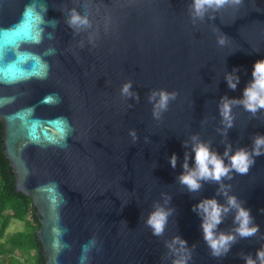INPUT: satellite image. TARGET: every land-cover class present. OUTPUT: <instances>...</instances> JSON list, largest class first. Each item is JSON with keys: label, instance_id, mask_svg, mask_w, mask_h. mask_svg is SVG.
Segmentation results:
<instances>
[{"label": "water", "instance_id": "obj_1", "mask_svg": "<svg viewBox=\"0 0 264 264\" xmlns=\"http://www.w3.org/2000/svg\"><path fill=\"white\" fill-rule=\"evenodd\" d=\"M73 13L88 24H70ZM261 58L264 0L202 17L192 0H0L3 151L16 191L33 201L46 264H173L185 254L175 237L187 242V264L255 258L264 246V154L246 174L231 170L195 191L179 178L195 167V142L223 156L251 152L264 135V110L240 103ZM229 74L239 77L234 89ZM161 90L175 95L157 117ZM225 99L235 101L231 127ZM228 196L259 231L214 256L193 206L205 198L227 206ZM158 208L170 214L155 235L147 220ZM234 216L229 208L216 231L233 233Z\"/></svg>", "mask_w": 264, "mask_h": 264}, {"label": "clouds", "instance_id": "obj_2", "mask_svg": "<svg viewBox=\"0 0 264 264\" xmlns=\"http://www.w3.org/2000/svg\"><path fill=\"white\" fill-rule=\"evenodd\" d=\"M241 2L242 0H192V8L195 15L202 17L209 8L218 10L225 4H240ZM69 22L73 25L88 24L86 17H81L76 13H73ZM219 42L224 43V38L221 37ZM251 76V81L243 90V99L240 103L244 105L246 110L255 114L258 110H264V58L258 59L253 63ZM226 79L229 87L233 89L239 82V77H233L232 74H229ZM129 89L130 83H126L121 91L123 94L131 95ZM156 95L157 93L154 92L150 99ZM158 95L159 100L154 105V115L157 117L159 116V111L167 107L169 98L174 97L175 94L161 90ZM234 102L225 99L220 106L225 127L232 126L233 117L230 114V109L231 104ZM193 140L196 141V137H193ZM253 143L254 147L251 152L240 148L229 155V150L226 149L223 156H221L211 151L207 143L195 142L192 146L195 167L182 174L179 178L180 182L185 184L190 191H195L201 187L202 180L212 179L219 182L223 177L228 176L231 170L246 174L254 163V156L264 154V135H257ZM224 156L228 157V163L225 162ZM170 163L173 167L175 166V154L170 157ZM183 166L188 169L187 163ZM229 208L235 209L234 223L237 224V227L233 233H218L216 231L218 225L222 223L223 214L229 211ZM193 210L201 216L203 238L214 256L225 254L237 235L239 237H249L259 231V225L253 222L250 209L243 207L235 196H228L227 206L219 204L215 198H205L203 201L197 202L193 206ZM169 214L170 211L163 208H158L150 214L147 224L153 229L155 235L163 232ZM186 243L180 237L173 239V244H179L180 246L177 251L185 253L179 259L174 260L173 264H187V261L191 258V254L186 248ZM244 264H264V246L256 250L255 258L251 255L245 256Z\"/></svg>", "mask_w": 264, "mask_h": 264}, {"label": "trees", "instance_id": "obj_3", "mask_svg": "<svg viewBox=\"0 0 264 264\" xmlns=\"http://www.w3.org/2000/svg\"><path fill=\"white\" fill-rule=\"evenodd\" d=\"M0 122V264H46L36 238L39 218L30 197L16 191V176L12 174L2 144ZM12 220L24 223V231L6 237Z\"/></svg>", "mask_w": 264, "mask_h": 264}, {"label": "rangeland", "instance_id": "obj_4", "mask_svg": "<svg viewBox=\"0 0 264 264\" xmlns=\"http://www.w3.org/2000/svg\"><path fill=\"white\" fill-rule=\"evenodd\" d=\"M25 226L23 222H20L18 220H12L7 231H6V237H9L17 232L24 231Z\"/></svg>", "mask_w": 264, "mask_h": 264}]
</instances>
